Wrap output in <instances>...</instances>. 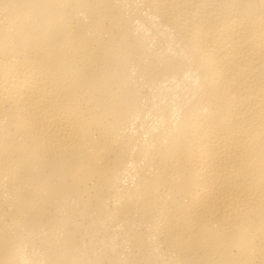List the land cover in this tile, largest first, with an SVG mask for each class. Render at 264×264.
Masks as SVG:
<instances>
[{
	"label": "bare ground",
	"instance_id": "obj_1",
	"mask_svg": "<svg viewBox=\"0 0 264 264\" xmlns=\"http://www.w3.org/2000/svg\"><path fill=\"white\" fill-rule=\"evenodd\" d=\"M0 264H264V0H0Z\"/></svg>",
	"mask_w": 264,
	"mask_h": 264
}]
</instances>
